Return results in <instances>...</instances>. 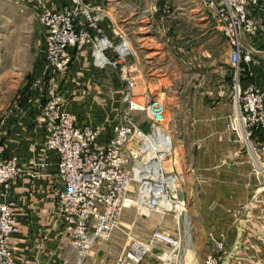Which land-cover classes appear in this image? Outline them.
Here are the masks:
<instances>
[{
    "label": "built area",
    "instance_id": "obj_1",
    "mask_svg": "<svg viewBox=\"0 0 264 264\" xmlns=\"http://www.w3.org/2000/svg\"><path fill=\"white\" fill-rule=\"evenodd\" d=\"M49 1L39 8L45 29V63L44 77L36 82V86L46 89V102L38 107L35 117L44 131L45 155L32 164L29 172L32 176L41 175L33 167L44 170L51 164L50 153L57 155L61 183L58 215L71 239L70 250L76 256L73 264H83L99 242L121 229L126 207L155 210L153 205L157 204L158 211L171 212L177 201L179 175L175 170H165L163 165L166 158L175 159L166 104L151 90L142 93L143 99L139 100L133 92L135 78L130 74H123L126 88L120 98L121 113L115 118L107 116L102 123L94 124L87 118L82 121L80 113L71 109L76 92L66 85L68 74H73L77 49L90 48V65L100 74L124 69L123 63H128L136 51L123 30H116V36L106 31L103 23L110 22L111 17L102 7L92 6L88 0H67L60 6ZM208 2L229 39L230 61L235 67L232 92L236 113L226 128L245 137L258 166L256 172L264 175V81L258 83L253 74V69L258 68L264 75V58L257 47L245 41L259 33L258 22L249 14L259 0ZM138 111L144 113L147 129L136 122ZM6 132L4 119L0 121V264H20L11 245L19 226L16 202L10 195L25 169L17 155L8 153ZM254 134L257 140L252 144ZM133 182L138 184L137 192L129 190ZM160 190L162 197L157 199L155 193ZM162 198H166L163 206ZM125 234L126 241L115 264H142L151 254L167 262L168 254L157 248L161 244L173 253L177 251L180 260V237L160 228L153 230L149 240L130 231ZM258 240L264 246V233L258 235ZM228 253L221 233L203 264H222Z\"/></svg>",
    "mask_w": 264,
    "mask_h": 264
},
{
    "label": "rangeland",
    "instance_id": "obj_2",
    "mask_svg": "<svg viewBox=\"0 0 264 264\" xmlns=\"http://www.w3.org/2000/svg\"><path fill=\"white\" fill-rule=\"evenodd\" d=\"M40 1L0 0V121L25 109L35 91L34 83L44 77L45 29L39 17ZM208 1L106 0L102 8L111 17L110 22L103 23L106 31L116 36V30H123L135 55L128 63H123L124 69L119 67L100 74L90 65V48L77 49L72 65V70L76 67L75 73L68 74L66 85L76 95L74 100L72 97L69 100L77 105V110V102L84 100L82 107L85 109L80 110L92 122L102 123L107 116L115 118L121 113L120 98L126 88L123 74L127 73L135 78L133 92L139 100L143 99L142 93L151 90L155 97L165 102L166 123L170 130L178 116L194 113L203 115L205 125H224L227 130L226 126L236 113L233 92L230 95L235 67L230 61L229 39ZM256 38L248 36L245 41L256 47ZM258 49L264 58V50ZM230 102L232 112L226 106ZM135 117L136 122L147 129L144 113L138 111ZM163 165L167 171L179 166L174 158H166ZM137 188L138 184L133 182L129 190L137 192ZM126 209L131 210L129 217L124 216ZM125 210L121 228L125 221L131 223L137 213H142L148 227L138 231L129 227L128 231L145 240L152 237L150 227L163 220L158 210H139L134 206ZM186 216L182 214L186 226L177 231L181 238L180 260L176 257L177 251L159 248L170 259H177L173 264H182L185 248H190L186 243L202 238L200 229L193 226L194 220L187 221ZM168 217L164 220L168 221ZM262 233L264 231L259 235Z\"/></svg>",
    "mask_w": 264,
    "mask_h": 264
},
{
    "label": "crops",
    "instance_id": "obj_3",
    "mask_svg": "<svg viewBox=\"0 0 264 264\" xmlns=\"http://www.w3.org/2000/svg\"><path fill=\"white\" fill-rule=\"evenodd\" d=\"M47 1L41 0L39 4ZM66 1L50 0L49 3L60 6ZM88 1L95 7L106 4V0ZM249 14L260 21L256 47L264 50V0H259ZM253 74L258 83L264 81V75L258 68L253 69ZM228 76L231 77L230 74ZM34 85L35 91L30 95L26 108L5 118L7 151L17 155L25 169L10 195L16 202L19 226V231L12 236L11 245L20 264H73L76 256L70 250L71 239L57 209V194L61 187L57 155L50 153L51 164L46 169L33 167L41 175L36 177L29 172L32 164L45 155L44 131L35 117L38 107L46 102V89L36 86V82ZM83 101L77 102L78 110L74 102L69 105L80 113L82 121L87 118L81 111L85 109ZM226 106L232 112L231 102ZM177 118L171 131L174 155L179 164L175 169L179 175L178 210L175 207L171 212H161L163 220L150 230L160 228L180 237L177 231L186 226L187 222L182 219V214L186 213V220H194L193 226L200 229L202 238L186 243L190 248H185L182 264H203L221 233L229 251L222 264H264V246L258 240L259 232L264 231V175L259 177L256 172L258 166L247 141L243 140L240 132H228L224 125H205L203 115L194 113ZM251 140L252 144L257 140L256 134L251 136ZM131 214L130 209L124 211V216ZM167 217L171 223L164 220ZM129 227L138 231L148 225L143 214L137 213L133 222L125 221L121 230H116L110 239L99 242L83 264H115L126 241L124 232ZM163 247L168 248L162 244L157 248ZM176 260L163 262L151 254L142 264H173Z\"/></svg>",
    "mask_w": 264,
    "mask_h": 264
},
{
    "label": "bare ground",
    "instance_id": "obj_4",
    "mask_svg": "<svg viewBox=\"0 0 264 264\" xmlns=\"http://www.w3.org/2000/svg\"><path fill=\"white\" fill-rule=\"evenodd\" d=\"M161 193H162L161 190H160V192H156L155 193V198L158 199V198L162 197ZM162 199H163V201L160 200L161 206L165 205L164 203H166V198H162ZM176 204H178V203L177 202L176 203L173 202V208L172 209H174L175 207H176V209L178 208V205H176ZM153 209L158 210V209H160V206L155 204V205H153Z\"/></svg>",
    "mask_w": 264,
    "mask_h": 264
},
{
    "label": "trees",
    "instance_id": "obj_5",
    "mask_svg": "<svg viewBox=\"0 0 264 264\" xmlns=\"http://www.w3.org/2000/svg\"><path fill=\"white\" fill-rule=\"evenodd\" d=\"M241 66H243V67H244V66H245V64H242Z\"/></svg>",
    "mask_w": 264,
    "mask_h": 264
}]
</instances>
